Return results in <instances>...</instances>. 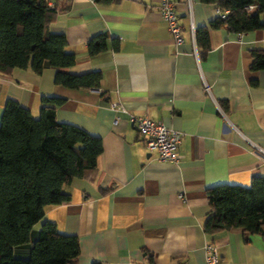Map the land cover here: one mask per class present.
I'll list each match as a JSON object with an SVG mask.
<instances>
[{"label": "crops", "instance_id": "crops-1", "mask_svg": "<svg viewBox=\"0 0 264 264\" xmlns=\"http://www.w3.org/2000/svg\"><path fill=\"white\" fill-rule=\"evenodd\" d=\"M161 1L48 0L49 30L64 35V51L75 58L63 70L100 72L97 88L55 84L48 63L40 73H0V117L8 99L37 118L42 98L57 97L56 121L102 142L96 170L62 187L69 200L44 206L30 237L44 220L76 236L79 254L71 264H205L206 243L216 247L218 264H264L260 235L231 228L209 236L202 227L207 188L249 187L253 177H264V156L252 147L264 150V70L249 68L251 50L264 49V27L211 30L207 50L195 34L196 58L188 32L217 17L216 7L190 0L189 14L186 0L174 2L183 38L176 44L159 15ZM100 33L107 35L105 49L89 54L88 40ZM113 102L125 112L112 110ZM129 115L179 132V159L159 161Z\"/></svg>", "mask_w": 264, "mask_h": 264}, {"label": "trees", "instance_id": "trees-1", "mask_svg": "<svg viewBox=\"0 0 264 264\" xmlns=\"http://www.w3.org/2000/svg\"><path fill=\"white\" fill-rule=\"evenodd\" d=\"M179 2L182 0H173ZM212 4L220 14L196 29L202 50L209 48V33L220 28L240 34L264 27L260 14L264 0H199ZM253 5L252 9L248 6ZM223 15V16H222ZM54 10L48 0H0V73L30 68L40 73L45 63L55 69L54 83L72 89L97 88L100 72L71 74L64 68L75 63L66 53V40L52 33ZM106 34L87 42L89 54L106 47ZM114 48L117 42L113 44ZM249 68L264 70V49L251 50ZM61 98L44 97L39 116L8 99L0 117V264H71L79 254L78 239L61 234L44 220L31 239L33 226L43 217L46 205L65 203L62 190L74 177L96 170L102 142L76 126L55 119ZM208 212L204 232L211 236L231 228L264 239V177L252 178L249 187L220 184L205 190Z\"/></svg>", "mask_w": 264, "mask_h": 264}, {"label": "built area", "instance_id": "built-area-1", "mask_svg": "<svg viewBox=\"0 0 264 264\" xmlns=\"http://www.w3.org/2000/svg\"><path fill=\"white\" fill-rule=\"evenodd\" d=\"M189 14H191V1L186 0ZM49 3V2H48ZM254 6H248V9H252ZM218 13L220 11L217 9ZM158 12L161 18L166 22L168 32L172 37L174 43L179 44L183 42L181 35V26L178 24L177 14L174 9L173 0H162L158 7ZM223 16V15H222ZM187 38L192 44V53L197 58V49L195 46V30L191 25ZM204 90L209 93V88L203 81ZM110 108L114 111L125 112L124 108L113 102L110 104ZM129 120L136 128L139 135L142 137L145 147L149 151H155L156 157L159 161L176 162L180 155L178 152V144L180 141V133L166 127L161 121L150 119L145 116L129 115ZM114 123L117 119L113 120ZM252 147L255 152L264 156V150L254 144ZM219 257L216 247L211 243H206L205 246V264H218Z\"/></svg>", "mask_w": 264, "mask_h": 264}, {"label": "rangeland", "instance_id": "rangeland-1", "mask_svg": "<svg viewBox=\"0 0 264 264\" xmlns=\"http://www.w3.org/2000/svg\"><path fill=\"white\" fill-rule=\"evenodd\" d=\"M40 227V226H39Z\"/></svg>", "mask_w": 264, "mask_h": 264}]
</instances>
